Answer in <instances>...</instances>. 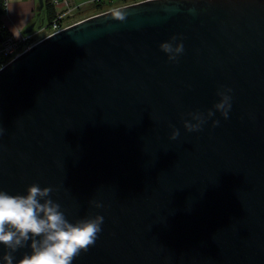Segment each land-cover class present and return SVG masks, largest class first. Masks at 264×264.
<instances>
[{"label": "water", "instance_id": "1", "mask_svg": "<svg viewBox=\"0 0 264 264\" xmlns=\"http://www.w3.org/2000/svg\"><path fill=\"white\" fill-rule=\"evenodd\" d=\"M114 11L0 71V190L53 187L70 222L104 217L72 264H264V0ZM173 36L175 64L159 50ZM221 86L228 119L185 132L181 115L211 109Z\"/></svg>", "mask_w": 264, "mask_h": 264}, {"label": "clouds", "instance_id": "2", "mask_svg": "<svg viewBox=\"0 0 264 264\" xmlns=\"http://www.w3.org/2000/svg\"><path fill=\"white\" fill-rule=\"evenodd\" d=\"M116 21L123 22L126 13L114 11ZM182 37L173 36L159 45L167 61L177 63L184 52ZM231 89L221 86L216 95L218 102L206 112H188L181 115L182 127L187 133L203 130V126L212 120V127L220 121L212 119L216 113L227 120L231 110ZM172 127L169 140H176L179 129ZM0 128V135L3 134ZM56 191L53 187L41 188L33 183L26 189L25 195H10L0 190V246L7 251L0 256L3 264H14V253L27 247L30 254H24L16 264H72L81 253L93 247L102 231L104 217L95 215L70 222L61 205L50 197ZM95 208L103 205L90 202Z\"/></svg>", "mask_w": 264, "mask_h": 264}, {"label": "built area", "instance_id": "3", "mask_svg": "<svg viewBox=\"0 0 264 264\" xmlns=\"http://www.w3.org/2000/svg\"><path fill=\"white\" fill-rule=\"evenodd\" d=\"M7 1L4 0L5 7ZM145 1L150 0H91L90 3L93 5L103 4L102 10L96 14L100 15ZM49 3L53 9V19L48 25L41 26L29 34H24L19 39L13 38L12 36H6L3 39L0 44V71L32 46L85 20L78 18L81 7L74 4L72 0H49Z\"/></svg>", "mask_w": 264, "mask_h": 264}, {"label": "crops", "instance_id": "4", "mask_svg": "<svg viewBox=\"0 0 264 264\" xmlns=\"http://www.w3.org/2000/svg\"><path fill=\"white\" fill-rule=\"evenodd\" d=\"M81 7L79 19H87L99 13L91 0H72ZM44 0H8L5 14L0 18V23L6 33L13 38L19 39L30 27L32 31L39 29L46 23L44 19ZM42 5V6H41ZM88 7V10H86ZM94 11H90V10Z\"/></svg>", "mask_w": 264, "mask_h": 264}, {"label": "trees", "instance_id": "5", "mask_svg": "<svg viewBox=\"0 0 264 264\" xmlns=\"http://www.w3.org/2000/svg\"><path fill=\"white\" fill-rule=\"evenodd\" d=\"M119 1H121V0H119ZM43 7H44V19H45L46 23L49 24L51 22V20L53 19V9L49 3V0H44ZM102 8H103V4L96 5V9L98 11L102 10ZM4 14H5L4 0H0V18ZM6 36H9V35L6 33L4 27L0 23V44Z\"/></svg>", "mask_w": 264, "mask_h": 264}, {"label": "rangeland", "instance_id": "6", "mask_svg": "<svg viewBox=\"0 0 264 264\" xmlns=\"http://www.w3.org/2000/svg\"><path fill=\"white\" fill-rule=\"evenodd\" d=\"M93 6H96V5H93ZM86 10H88V7H86ZM90 11H94V10H90ZM48 25L47 23H44V26Z\"/></svg>", "mask_w": 264, "mask_h": 264}]
</instances>
